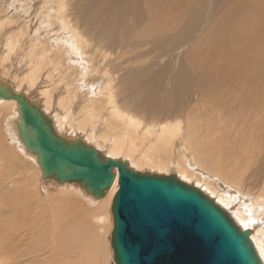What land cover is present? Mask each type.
<instances>
[{"label":"bare ground","instance_id":"obj_1","mask_svg":"<svg viewBox=\"0 0 264 264\" xmlns=\"http://www.w3.org/2000/svg\"><path fill=\"white\" fill-rule=\"evenodd\" d=\"M21 1L22 0H0V31L5 28L6 25L16 29V33H11V28L6 27L8 29V31H5L6 34L4 33L6 40L1 39L2 36L0 37V64L3 65L0 66V71L3 75L8 76L11 73L10 69H13L15 64L10 65L9 69L4 65H6L7 62H13L16 56L18 57L17 59L23 63L22 65L29 64L30 67L34 69L31 75H27V80L32 85H36L41 75L46 74V72H44L45 70L47 73L48 70L50 72L53 71V69L49 67L52 61H54L53 67L58 70V74L60 72V74L62 73L64 75L65 73H63L62 70L64 68H71L68 69V71L71 70L70 77L75 81H73L72 84H69L68 81L66 85L64 82L63 85L66 86V91L64 92L63 90L60 93L66 95L70 94L71 101L77 98V93L82 95L85 91L90 95L89 97H96L95 99H86L89 103L86 107L84 106L85 112L83 113L90 115L88 117V122L92 120L90 125L95 124L96 127L100 125V121L96 120L94 117V114L98 111L97 103L101 104L102 111L108 112V116L106 115V117H104L106 119L103 120L104 124L102 125L111 132L107 135L102 134L105 136L100 139H97L94 133L93 135L92 133L90 135H85L82 137V139H85L83 142L88 143V145L91 144V146L92 143L97 144L101 149L99 152L104 156L115 160H123L136 172H144V168L146 170L152 169L154 173L155 171H165L166 173L171 171L175 173V171H178L177 174L180 176L182 182L186 184L191 183L193 177L185 168V164L184 167L181 163H178L176 166L177 170H175V168L165 163L167 159L166 156L169 154L167 151H172L174 145L176 146V142H178V138H183L188 141L189 147L187 144L183 143L180 148L184 150V153L190 156V160L195 162L196 165L202 166L204 169L211 170L214 168L222 171L224 177L221 180L225 181L227 184L231 183L228 187L232 190L223 192L225 197L230 201L229 205L239 202V206H235L230 211L228 209L229 205L226 206L224 204V200L221 199V196L210 192V198L228 212L242 230L247 231L246 228H243V224L250 225V228L253 229L250 233V239L264 262V229L255 230L256 224H260L259 222L261 219L262 224H264V59L261 61V59L264 58V44L258 42L257 45H255V40L251 37L247 40L245 38L247 33L256 36L257 32L248 30L246 33L244 28L245 22L252 21V18H254L250 14L255 11L256 7H263V0H246L245 6L242 7L245 8L246 12L243 29L240 26L241 19L238 17L240 15H236L231 9H227L226 12H224L225 7L223 3L232 8H240L235 4V0H187L185 2L182 0H135L139 1L141 4L136 6L138 9L137 12H135L134 7L131 8L130 17L126 14L127 5L110 1L104 3V12L101 15L93 14V4H97L101 0H74L79 5L78 7H73L70 0H27V6H21ZM31 3L34 4L33 7L30 6ZM195 6L196 9L192 13ZM222 6L223 13L221 12ZM31 8L34 12H32ZM46 9L47 11H45ZM39 12H41V15L37 16V20L24 21L26 18L31 19V17H34V14L36 15ZM136 13L141 20L134 22L137 19ZM47 14L49 16H46ZM51 14L55 16L56 19L53 18V24L46 25ZM87 19L90 20L86 21ZM96 20L98 23L94 24ZM233 20H235V22H233ZM38 22L42 24L41 31L39 32L36 31ZM89 23H91L90 26L87 25ZM52 25H55L57 28V36L59 34L60 37L56 36V39L51 37L50 41L42 39L45 35L50 36V33H47L44 29L47 27L50 28ZM132 27H136L137 29L133 30ZM28 30L31 31L32 34L28 32ZM2 31L4 32V29ZM258 37L261 42L264 41V34H259ZM172 38H178L183 43V45L180 43V46H184V58L189 65L188 69L196 75L195 81L199 84L200 90H195L196 85L193 77H191L190 71L183 63L178 71L177 69L176 71L174 70L173 64H169V66L156 65L153 69H149L150 64H148L138 70L133 69L130 72L132 78L124 77V75L127 74L125 71L127 69L125 64L128 62V56L132 53L142 51L143 57H149L151 53L150 46H155L157 48L163 46L168 47L171 44L170 39ZM29 42L38 48L37 52L39 51L36 56L31 52L32 56L30 58L29 53L32 49L28 47L24 48L29 45ZM87 45L88 47L86 48ZM245 46L246 49L243 50ZM32 48L35 49L34 47ZM96 48L101 52L108 53L112 56V60L118 61L120 58L122 66H115L109 70V73H106L107 77L111 78L113 76L116 78V81H118L117 86H115L116 82L114 83L115 78L113 83L110 82L112 79L107 78L100 85H97L95 82L93 84L92 81H90L91 83L89 82L90 84H86V86L74 84L77 82L80 83L81 81H85L86 83L88 79L94 78L96 74V76H98L99 66L88 59V55L89 58H91L94 53L99 51ZM175 56L176 52H174L171 57L175 58ZM204 58L212 59H209L208 62H203ZM93 59L95 60V58ZM135 60H139V57H136ZM174 63H177V60ZM167 66L168 76H166ZM208 68H214V70L206 71ZM17 73L18 71L15 73V80L19 77ZM48 77H50V74ZM142 77H146L147 80L141 81L140 79ZM203 77L211 79L212 82L202 80ZM166 78L169 80L167 81ZM12 79L14 80V78ZM52 79L53 78H51V80ZM132 79L134 80V84ZM15 80L13 82H15ZM60 80L62 79L60 78ZM60 80L55 82L52 81L54 87H59L58 84ZM1 81L4 82L3 79ZM139 81L141 85L138 84ZM61 83L62 82H60V84ZM193 84L195 86H193ZM28 87L30 86L28 85ZM208 88L215 91L216 95L219 96L217 99L218 102L206 91ZM12 89L15 93H18L20 90L19 88ZM41 92L43 93V91ZM55 92L56 91H54V93ZM52 93L53 92H51V94ZM223 93L226 94L222 95ZM185 94L196 98V102L203 105L201 116L207 118V113V119L202 122L193 115H183L182 111L188 112L187 108H182V110L173 109V100L178 99L181 103L186 98ZM43 96L45 97L44 93ZM85 96L84 98L87 97ZM79 97L82 96H78V99ZM118 97H120V99H118ZM29 100L35 102L33 99ZM62 102L60 101V103ZM209 104L213 105L218 112H215V110L210 111L211 113L206 112ZM62 105L65 106L66 104L62 103ZM45 107L47 108V106ZM82 108L81 106L80 109ZM49 109L51 110V108ZM80 109L78 111H80ZM134 111L151 115L156 119L164 121L159 123V125L156 123V125H153L150 121V125L145 126L144 122L138 121V119L133 116L134 114L131 115L130 112L134 113ZM47 112H45V114H47ZM83 113L81 112V115ZM214 113L215 119L213 118ZM141 114L139 113V115ZM249 114L252 118L248 117ZM81 115L78 117L80 118ZM139 115L137 117H139ZM0 116L3 117V119L5 118V121L8 120V128L6 131L9 136L7 139L5 137L4 140L0 142V154L2 157L7 155V157H9L8 161L12 163L9 164V168L8 166L2 165L0 174L17 182L21 181L18 177L20 174L24 180H30L27 177L25 169L22 173L20 171L21 167L19 164L22 165L23 162H27L28 164L37 166L39 169V175L37 176L38 178H42L43 171L39 164L38 156L28 151L26 145L19 136L17 122L20 120V114L17 102L15 100H4L0 98ZM230 116H232V118ZM81 119H78L79 123L77 126L81 123ZM170 119L172 122L169 121ZM58 120L60 119L58 118ZM63 120L68 121L67 116ZM84 120L86 121L85 117ZM84 120L78 129L76 128L78 131H81V133L83 131L80 127L84 129L90 128L87 123H84ZM222 121L224 122L222 123ZM63 123L66 124L67 122ZM63 123L59 122L58 126L54 127L59 135L65 137V134L68 133H64L67 131V128L65 129V124ZM149 123L146 122V124ZM208 126L209 131H217L220 129L231 131L232 134L227 132L225 135L213 137L211 133L202 130L203 127ZM246 126L251 128V131H255V128L258 126L262 127L261 129L258 128L260 138L256 140V144L250 146L252 148V151L249 153V157L251 158L249 165H251V167L246 166L247 174L240 171L236 163H231L232 155L238 149L237 145L233 148H228L226 147L227 142L222 141L223 139H229L237 143V139L241 135L240 130ZM141 127L143 128L141 129ZM125 128L128 132H125ZM98 133L100 134V132ZM79 137L78 134L75 135L73 132L65 138L76 140L80 139ZM109 143H111V147L108 149L106 146L107 144L109 145ZM183 155L181 157L184 158ZM186 161L187 159L185 163ZM254 166L260 167L254 169ZM191 168H193V166H191ZM26 169H28V167ZM183 170L185 171L181 174ZM150 174L152 175V173ZM199 181L201 182V180H198V182ZM54 182L51 180H43L41 184H54L49 186H53L51 188L55 190L61 188L62 191L68 188V184L69 187H74V189L78 186V183H66L61 185L59 183L55 184ZM207 189L208 188L205 189V192L209 190ZM118 190V176L112 188L106 191L104 198L101 200H96L93 196L88 194L85 189L82 190L84 193L86 192L82 194L83 199L88 201L91 205L97 206V208L94 206V209L91 208L93 206L88 207L89 204L85 203L82 208L85 207L87 212L94 209L92 210L93 212L99 213L95 217L97 222H99V224H97L98 229L100 228L101 230L99 232L103 233V231H105L104 228L106 223L110 219L108 215L110 210H112V201ZM233 190H235V194H233ZM77 191L80 193L82 192L79 190ZM25 193L26 190L24 194ZM80 193H78V195H80ZM246 195L254 197V200H248V198L245 197ZM69 199L70 197L68 195L62 196L61 194L55 196V198L50 197L48 200V205L52 206L50 213L56 210L58 211L61 204H64L66 207L69 206L71 204ZM80 204L79 206L83 205ZM0 207H2V205ZM14 210L15 209L12 210V213L10 212V214H7H9V216L11 214V216H16V210L15 212ZM63 210L65 212L67 209L64 208L59 210L58 212L60 215L62 214L60 211ZM73 210H75V208ZM81 210L82 209H80V213L83 212H81ZM57 211L56 213H58ZM76 211L79 210L77 209ZM75 213L77 214V212ZM55 215L58 216L53 213L49 217L54 221L53 224H42L40 236L37 239H41L42 244L39 246V251H37V253H43L45 251L42 248L43 242L47 236H50V239L48 238V243L53 244L54 248L63 247L64 255H69L71 249L76 248L74 247L76 238L79 237L76 234L71 235L70 233L75 232L78 227L82 225L75 229L73 228L76 226L75 224H59L58 217L56 218ZM1 217L0 215V218ZM85 218L86 217H84V219ZM112 224L111 228L113 227ZM23 225L24 224H22V226ZM1 226L3 227L4 224H1ZM11 226H13V224H11ZM19 227L20 226H18V228ZM49 227H51V229H49ZM108 233H110V231ZM15 237H18L17 241ZM31 238L33 237L30 232L28 237L30 243L26 244L30 245L32 243ZM9 240L13 242L15 247H19L16 245L19 241L18 230ZM4 241L3 239L0 243V251L7 250L11 252V250L5 246L6 242L4 243ZM80 251V249L77 252L73 251V256L81 253ZM8 252H0V254L5 258L6 255L9 256L12 253L8 254ZM27 253L28 252L25 250L21 251L15 264L20 263V260L28 257ZM48 257L50 256L45 257V259ZM14 259L15 257L8 260L12 261ZM50 259H48L49 262ZM76 264L83 263L77 262Z\"/></svg>","mask_w":264,"mask_h":264},{"label":"rangeland","instance_id":"obj_2","mask_svg":"<svg viewBox=\"0 0 264 264\" xmlns=\"http://www.w3.org/2000/svg\"><path fill=\"white\" fill-rule=\"evenodd\" d=\"M107 1H110V2H113V3H117V4L127 5L126 14L128 15V17H130L131 8L134 7L135 8V12H137L138 9H137L136 6L138 4H141L139 1H135V0H101L99 3L93 4V9H94V13L93 14L101 15L104 12L103 5ZM182 1L185 2L187 0H182ZM245 2H246V0H243V1L235 0V4L238 7H240L238 9L232 8V7H230L228 5H225L223 3V6L225 7L224 12H226L227 9H231L236 15H240L238 17L241 19L240 26H241L242 29H243L244 19L246 17L245 8H242L243 6H245ZM70 3H71V5L73 7H78L79 6L76 3V1H74V0H70ZM263 3H264V0H263ZM33 5L34 4L31 3L30 6L33 7ZM21 6H27V0H22L21 1ZM223 6H222V10H221L222 13H223ZM195 9H196V6L193 8L192 13L194 12ZM31 10H32V8H31ZM45 11H47V9ZM32 12H34V11L32 10ZM41 12H39L36 15L34 14V17H31V19H27L26 18V20H24V21H30V20H34V19L37 20L38 19L37 16L41 15ZM30 15H33V14H30ZM250 15L253 16L254 18H252V21H246L245 22V24H244L245 32L247 33L248 30H251L253 32H257L256 33L257 35L254 36L252 34H248L247 33L245 35V38L247 40H248L249 37L254 38L255 45H257L258 42L264 44V41L261 42V40L258 37L259 34H264V5H263V7H260V8L256 7L255 11L253 13H251ZM46 16H49V15L47 14ZM136 17H137V19L134 22H136L138 20H141L137 13H136ZM53 18L56 19V17L51 14V16L49 17L48 21L46 22V25L53 24L54 23L53 22ZM88 20H90V19H87L86 21H88ZM134 22H131V23H134ZM233 22H235V20H233ZM96 23H98L97 20L95 21L94 24H96ZM55 25L50 26V28L47 27V28L44 29V31H46L47 33H50V36L45 35L42 39L47 40V41H50L51 37H54V39H56L57 28L55 27ZM87 25L90 26L91 23H89ZM6 27L7 28H9V27L11 28V31H10L11 33L12 32L16 33L15 32L16 29L14 27L12 28V26H7V25H6ZM6 27L3 28L4 32L2 31L3 29L0 31L1 32L0 33V37L2 36L1 39H3V40H6L5 39V35H4V33L6 34L5 31H8V29ZM41 27H42L41 22H38V25L36 27V31L37 32L41 31ZM132 29L136 30L137 28L136 27H132ZM29 30H28V32L31 33V31H29ZM69 34H70V32H69ZM137 35H139V34H137ZM57 37H60V35L58 34ZM32 39H33V37H32ZM170 42H171V44L168 47L163 46V47L157 48L155 46H150L151 47V53H150L149 57H143L142 51H139L137 53H132L130 56H128L127 57L128 62L125 64V66L127 67V69L125 70L127 74H125L124 77L132 78V76L130 75V72L133 69L138 70V69H140L142 67H145L148 64H150L149 65V69H153V67L156 66V65H163V66L168 65L169 66V64H173L174 65L173 66L174 70L176 71V69H177V71H178V70H180V67H181V65L183 63L185 66H187V69H188L189 65H188L187 61L185 60L184 53H183V47L184 46H180V43H181V45H183V43L178 38H172V39H170ZM31 45H32L31 42H29V45L24 47V48L28 47V48L32 49V51H30V53H29L30 54L29 58L32 56V53H33L34 56H36L38 54V52H39V51L37 52L38 48L35 47V45L34 46L33 45L31 46ZM29 46H31V47H29ZM32 47H34L35 49H33ZM87 47H88V45L86 46V48ZM96 49H98V48H96ZM245 49H246V46L243 47V50H245ZM19 51H18V53H19ZM35 52H37V53H35ZM174 52H176V56H175V58H172L171 56H172V54ZM99 55H100L101 58L99 57ZM136 57H139V60H135ZM17 58L18 57L16 56L14 58L13 62H7L6 65H4V66H6V68L9 69L10 65L15 64L14 65L15 69L14 68L10 69L11 73L8 75L9 77L7 75H3V73L0 71V73H1L0 75H2V76H0V79L1 80L3 79L4 83L9 84L12 88H16V89L19 88L20 90H19L18 93H20V91H21V93L25 94L28 99H33V101L35 100V102L39 103L41 105V108L44 110V113L48 111L46 115L48 116L50 114L48 117L52 121L54 120L53 121L54 126H58L59 122H62V123L63 122H67L66 124L63 123V124H65V129L67 128L66 129L67 131L64 132V133H68V134H65L66 136H69L71 133L74 132L75 135L78 134L80 136L79 140L85 141V139H82V137L85 136V135H90L91 133L93 135V133H94V135L97 137V139H100L101 137H103V136H105V135H107L108 133L111 132V131H108L102 125V124H104L103 120L106 119L104 117H106V115L108 116V112L107 111L106 112L102 111L100 103H97L98 104V106H97L98 111L94 114V117H95L96 120L100 121L101 127H100V125H98L97 126L98 128H97L95 126V124L90 125L92 123V120L88 122V119H89L88 117L90 115L87 114V113H85L86 114L85 115L83 113V112H85L84 108L89 103L86 99H95L96 97L95 98L89 97L90 95H88L87 92L85 91L84 93H82V95H80V93H77L78 94L77 98L71 101L70 100V97H71L70 94L66 95V94L60 93L63 90H64V92L66 91V88H65L66 87L65 86L66 82L69 81V84H72L73 81H75L73 78L71 79V77H70V71L71 70L68 71V69H71V68H64L62 70L63 73H65L64 75L62 73L60 74V72L58 74V70H56V68L54 69V67H53L54 66V61H52L49 67L52 68L53 71L50 72L47 69L48 70V73H47V71L45 70L44 72H46L47 75L46 74H42L41 78L38 80L37 84L36 85H32L27 80V75H31V72L34 71V69L31 68L29 64L22 65L23 63H21L20 60H18ZM91 58L92 59L95 58V60H97V61H95L94 59L92 60ZM91 58H89V55H88V59L91 60L97 66H99L98 76H96L97 74L95 75L97 78L94 76V78L92 77L91 79H88L89 81L87 80L86 83H85V81H81L80 83L77 82V83H74V84H77L79 86H81V85H83V86L85 85L86 86V84H88L90 81H92L93 84L95 82V83H97V85H100L107 78L108 79H112V80H110V82L113 83L115 77L112 76L111 78H109V77L106 76V73H109V70H111L115 66H120V67L122 66L121 63H120V58H119L118 61L112 60V56H110L108 53L101 52L100 50L98 52L94 53ZM209 59H212V58H209ZM209 59L204 58L203 62H208ZM263 59L264 58H262L261 61ZM176 60H177V63H174ZM105 62H106V64H105ZM1 65L2 64H0V66ZM168 66H167V70H166V76L169 75V73H167ZM105 67H108L109 69L105 68ZM209 70H214V68L206 69V71H209ZM16 71H18L17 74H18L19 77H18V79L15 80ZM29 72H30V74H29ZM189 73L191 74V77H193V80L195 82V85H196L195 90L199 89V84L195 81L196 75L192 71H190ZM49 74H50V77H48ZM57 76H59V77H57ZM64 77H65V79H64ZM12 78H14L15 82H13L14 80ZM51 78H53V79L51 80ZM60 78L62 80H60ZM166 79H167V81L169 80L168 78H166ZM58 80H60L59 84H58L59 87H54L53 82L58 81ZM140 80L141 81H145V80H147V78L146 77H142ZM202 80H208V81L212 82L211 79H209V78H204L203 77ZM60 82H62V83L60 84ZM64 82H65V85H63ZM132 82L134 84V80L133 79H132ZM114 83H115V86L118 85V81H116V78H115ZM138 84L141 85L140 81H139ZM28 85L30 87H28ZM195 85L193 84V86H195ZM34 86H35V88H34ZM46 88H48V89H46ZM44 89H45V91H44ZM41 91H43L45 97H47V98H45L43 96V93ZM54 91H56V92L54 93ZM206 91L217 101L219 96L216 95L215 91H212L209 88L206 89ZM46 92H47L48 95L46 94ZM51 92H53L54 94L53 93L51 94ZM85 94H86L87 97L85 96ZM173 94H175V93H173ZM225 94L223 93L222 95H225ZM83 95L86 98H84ZM185 95H186V98H188V99L185 98V100H183L181 103L178 101V99L173 100V103H174L173 109H181L182 110V108H187L188 112L182 111L183 115H193L196 119H198L199 121H202V122L205 119H207L208 118V114L207 113H206L207 118H204V117L201 116L202 106L203 105L198 104L196 102V98H194V97H192V96H190L188 94H185ZM78 96H82V97H79V99H78ZM82 99L85 102H87V103H85ZM118 99H120V97H118ZM60 101L61 102L63 101L62 103L66 104V105L63 106L62 103H60ZM75 101H78V102H75ZM169 101H172V100H169ZM47 102H48V104H47ZM51 102H52V104H51ZM78 104H80V105H78ZM45 106H47V108ZM81 106L83 107L82 109H80ZM45 108H46V110H45ZM49 108H51V110ZM78 108L80 109V111H78L79 110ZM214 110H215V108L213 107V105L209 104L208 105V109L206 110V112L211 113L210 111H214ZM81 112L84 115L83 114L81 115ZM215 112H218V111L215 110ZM130 113H131V115L134 114L133 116L136 119H138V121L144 122L145 126L146 125H150V123H149L150 121H151V124H153V125H156V124L159 125V123L164 121V120H161V119H156V118H154L151 115H146V114H143V113L141 114V112H137V111H134V113L133 112H130ZM139 113L141 115H139ZM79 115H81L80 118L78 117ZM138 115H139V117H137ZM66 116L68 118V121H64L63 120ZM84 117L86 118V121L84 120ZM230 117L232 118V116H230ZM248 117H251L250 114L248 115ZM58 118L60 120H58ZM98 118H100V119H98ZM213 118L214 119L216 118L215 117V113L213 115ZM78 119H81V121H80L81 123L84 120V123L85 124L87 123V125H89L90 128L84 129V128L80 127V129L83 132L81 133V131H78L77 129H78V127L81 124L80 123L79 126H77L78 123H79ZM169 121L172 122L171 119ZM69 122H71V123H69ZM146 122H148L149 124H146ZM223 122L224 121H222V123ZM236 122H237V120H236ZM7 123H8V120L5 121V118L3 119V117L0 116V142L3 141L5 137H6V139L9 137L8 133L6 131L7 128H8L7 127ZM143 127H141V129ZM258 128L261 129L262 127H260V126L256 127L255 131H251V128H249L248 126H246L245 128L241 129L240 130L241 131V135L237 139V143H235L234 140H229V139H223L222 140L223 142H227L226 147H228V148H233L235 145H237L238 149L232 155L231 163H236L238 165L240 171L245 172L246 174H247L246 166H250L251 167V165H249L250 162H251V158L249 157V153L252 151V148L250 146L253 145V144H256V140L258 138H260V134H258V131H259ZM202 130L204 132L211 133V135L213 137H217V136H220V135H225L227 132L231 133V131L220 130V129H218L217 131H214V130L213 131H209V126L208 127H203ZM96 131H97V133H96ZM98 132H100V134ZM120 132H124V131H120ZM125 132H128L127 129L125 130ZM102 134H105V135H102ZM233 135H235V134H233ZM177 141L178 142H176V146L174 145V148L172 147L173 148L172 151L169 150V151H167V153L169 152V154L167 156L164 155L167 158V159L165 158L166 159L165 163L168 164L169 166H171L172 168H175V170H177L176 166L178 165V163H181L182 166H184V164H185L186 167L185 166L184 167L187 169V171H189V173H191V176L193 177V179L191 180V183H188V185L195 186L196 188L200 189L202 192H204L209 197H210V195H209L210 192H212L215 195H219V196H221V199L224 200V204L226 206L229 205L230 201L225 197V194H224L223 191H225V192L231 191L232 189H230V187H228V186L231 185V183L227 184L225 181L221 180L224 177L223 176V172L219 171L217 169H214V168H212L211 170L204 169V168H202V166L196 165L195 162L190 160V156L187 153H184V150H182L180 148L181 144H183V143L187 144V146L189 147V142L184 140L183 138H178ZM9 143H11V142H9ZM93 145L96 146V147H94ZM89 146H91V144ZM92 147L96 148V150H99V151L101 150L100 147H98L97 144L92 143ZM106 147H108V149H109V147H111V143H109V145L107 144ZM179 148H180V150H179ZM179 151H181V152H179ZM189 154L191 155L190 151H189ZM182 155L184 156V158L181 157ZM186 159H187V161L185 163ZM8 160H9V157H7V155L2 157L1 154H0V172H1L2 165L6 166V167L8 166V168H9V164H12ZM182 160H184V161H182ZM19 165L21 167V169H20L21 173L25 169L27 177L30 180H27V181L24 180L23 177L20 174V175H18V177L20 178L21 181L17 182V181H15L13 179H9L7 177H4L3 175L0 174V206L2 205V207H0V215L2 216L0 218V243L4 239L5 240L4 243L6 242L5 246H7V248L9 250H11V252H12L11 253V252H8L7 250H5V251L1 250L0 251L1 253L2 252L3 253L8 252V254H10V253L11 254L9 256L6 255L7 258L6 257L4 258V256H1V254H0V256L3 258L2 259L0 257V264H15L17 262L16 259L18 258L20 252L24 251V250L28 252L27 253L28 257H25L23 260H20V263H18V264H51V263L52 264H69V263L76 264L77 262H80V263H83V264H97V263L98 264H104V263L105 264H115V262H114V253H113V249H112V246H111V233H112V230H113V227H114V225H113L114 224L113 223L114 220H113L112 210H110L109 215H108L110 217L111 221L109 219L107 221V223H106V226L108 228L105 226V228H104L105 231H103V233L99 232V231H101L100 228L98 229V226H97V224H99V222H97V220L95 218L99 213L97 214V212L94 211L95 212V214H94V212L92 211L95 208H97V206L94 205L95 206V208H94L93 205H91L88 201L83 199L82 194L84 193V191H82L83 189L81 188V186L79 184H78V186L75 187V189H74V187H69V184H68L67 185V187H68L67 189H69V190L66 189L67 191L66 190L62 191L61 188L58 189V190H55L54 188H51L53 186H51V187L49 186V185H54V184H49V185L48 184H45V185L41 184V183H43V179L42 178H38V176H37V175H39V169L37 168V166H34L32 164H28L27 162H23L22 165L21 164H19ZM191 166H193V168H191ZM27 167H28V169H26ZM258 167H260V166H254L253 168L255 169V168H258ZM144 170L145 171L141 172V173H143V174L144 173H148V174L152 173V175H156L157 174L159 176H165V177L172 176V175H174L176 177L178 176V174H177L178 171H175V173L172 172V171L171 172H167V173L165 171H155V173H154V171H152V169L151 170L150 169L146 170L144 168ZM184 171L185 170L181 171V174ZM28 172H29V174H28ZM178 178L180 179V176H178ZM204 179H205V181H204ZM49 180L54 182V180H52V179H49ZM198 180H201V182L200 181L198 182ZM54 183L57 184L56 181ZM206 188H208L210 191L207 189L208 191L205 192ZM25 190H26V193L27 192L29 193L30 198L28 196V193L24 194ZM77 190L82 191V192L80 193ZM58 191H59V193H58ZM78 193H80V195H78ZM59 194H61L62 196L68 195L70 197L69 200L71 201L72 205L70 204L69 206L66 207L64 204H61V207L58 209V211L62 210L64 208H66L68 210V211L66 210L65 212H64V210L60 211L62 213L61 214L62 216L60 215V213L57 210L56 211L58 213H56V211L53 212V213L58 215V216L55 215L56 218L58 217V220H59L58 223L60 222L59 224H69V225L70 224H73V225L75 224L76 226L73 227L75 229H77L76 227L82 225L81 227H78V229L76 230L78 232L75 231V232H71L70 233L71 235H75L76 234V235L79 236V237L76 238V242H75V246H74L76 248L75 249H73V248L71 249V251H70L71 254L69 253V255H64L63 247L54 248L53 244H49L48 243V238L50 236H47L44 239L43 247H42L45 251L43 253H40V252L37 253V251H39L38 250L39 246H41V244H42L41 239L37 240L39 238V236H40L42 224L43 225L44 224H53V222H54L52 219L49 218L51 216V214H53V213H50L51 210H52V206L48 205L49 204L48 200H49L50 197L55 198V196H58ZM233 194H235V190H233ZM79 197L82 198L83 200L80 199ZM245 197L248 198V200H251V201L254 200V197H251L249 195H246ZM83 201H85V202H83ZM80 202H81V204H80ZM85 203L89 204L88 207L93 206L91 208H94V209H92L90 211L92 214L90 212H87L85 210V207L82 208ZM32 204H33V206H32ZM79 204L80 205L83 204V205L79 206ZM112 204H113V201H112ZM235 206H239V202H236L234 204L229 205L228 209L231 211V209L234 208ZM39 207H40V209H39ZM74 208H75V210H73ZM79 208L82 209L81 210V212L83 211L82 213H80V209ZM13 209L16 210V216L15 215L11 216L12 215L11 214L10 215L11 217H10L9 214H10V212L12 213ZM77 209L79 211H76ZM111 209H112V205H111ZM15 210H14V212H15ZM1 211H2V213H1ZM75 212H77V214ZM7 213H9V214H7ZM4 214L7 215V216H5ZM73 214H75V215H73ZM84 217H86V218L84 219ZM18 223H20L21 225L18 224ZM259 223L260 224H256L255 230H263L264 229V224H262V219L260 220ZM1 224L2 225L4 224V226L2 227ZM7 224H8V226H7ZM11 224H13V226H11ZM22 224H24V225L22 226ZM111 224L113 226L112 228H111ZM16 225H17V227H16ZM18 226H20V227L18 228ZM15 228H17V229H15ZM243 228H246L247 231H249V233H251L253 231V229L250 228L249 224H243ZM49 229H51V227H49ZM11 230H13V231H11ZM15 230L16 231L18 230L19 241H18V243L16 245H18L19 247H15L13 242H11L9 240V239H11L13 237V234L16 232ZM109 231H110V233H108ZM30 232H31V235H32L33 238H31L32 239V241H31L32 243L29 245V244H26V243H30V241L28 240ZM48 233H50V232H48ZM1 237H3V238H1ZM17 238L18 237H15L16 241H17ZM14 243H15V241H14ZM68 249H67V251H68ZM79 249L81 250L80 251L81 253H78L76 256L75 255L73 256V251L77 252ZM13 256L15 257V259L12 260V261H9L8 259H13L14 258ZM47 256H50V257L45 259V257H47ZM50 258H52V259H50ZM48 259H50V262L48 261Z\"/></svg>","mask_w":264,"mask_h":264},{"label":"water","instance_id":"obj_3","mask_svg":"<svg viewBox=\"0 0 264 264\" xmlns=\"http://www.w3.org/2000/svg\"><path fill=\"white\" fill-rule=\"evenodd\" d=\"M0 98L17 102L19 136L38 156L43 180L78 183L101 200L118 176L111 233L115 264H264L250 233L200 189L174 175L136 172L123 160L59 135L39 103L1 80Z\"/></svg>","mask_w":264,"mask_h":264}]
</instances>
